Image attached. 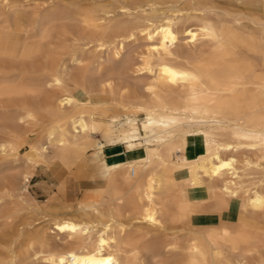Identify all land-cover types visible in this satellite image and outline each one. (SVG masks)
<instances>
[{"label": "bare ground", "instance_id": "6f19581e", "mask_svg": "<svg viewBox=\"0 0 264 264\" xmlns=\"http://www.w3.org/2000/svg\"><path fill=\"white\" fill-rule=\"evenodd\" d=\"M62 1L0 0V154H18L0 171V264H264V0ZM137 33L142 57L124 51ZM43 163L103 183L53 211L29 191ZM37 212L54 218L11 231Z\"/></svg>", "mask_w": 264, "mask_h": 264}, {"label": "rangeland", "instance_id": "374dc122", "mask_svg": "<svg viewBox=\"0 0 264 264\" xmlns=\"http://www.w3.org/2000/svg\"><path fill=\"white\" fill-rule=\"evenodd\" d=\"M44 1L45 0H35V1L34 0L29 1L28 0V3L31 5V6L29 5V7L30 8L37 7L38 5H40V3L43 4L42 2H44ZM75 1L74 0H67V2L72 3V7H75V8L78 6L89 5L91 2H93L95 0H75ZM97 1H105V0H97ZM62 2H63L62 0H55V3H62ZM86 2L89 4H87ZM165 2H167V3L169 2V3L166 4ZM174 2H175L174 0H161L162 4H160V6L162 5L165 7L172 8L171 10H168V14H171V11L173 12V10L178 9V8H180V9L183 8V10H180V12L178 11L179 13L176 12L177 14H180L181 11L186 13V11L188 12L190 10V8H187V6H189V2L182 1V0H178L177 1L178 3L177 2L174 3ZM171 4H172V6H171ZM2 5L3 4H0V8L3 7ZM174 6H177V7H174ZM144 7L147 8V11H148L149 6L144 5ZM139 8L141 9L140 6H139ZM134 9L133 8L131 9V12L133 13L132 16L133 17L139 16L140 13H138L137 11L140 9H138V7L134 8ZM135 12H137V13H135ZM116 16H118V14H116ZM120 16L116 17V19H122L124 17L126 18V15L122 16V14H121ZM134 20L139 21V19L138 20L134 19ZM139 34L137 33L135 35L137 40L134 39L135 37H132V38H129L128 40H126V42H125L124 51H125V53H129L132 57H138V56L140 57L141 55L144 56L147 54V49H146V48H148L147 38L145 37V35L143 33H139ZM179 35H180V40L182 39L181 41L179 40V43L181 42V44H183V46H184V43L186 41L184 38L185 33L184 32L181 33V31H180ZM90 47L91 48H90L89 52L90 53L94 52L95 54L93 53L94 55L91 54V56H90V54H88V56H90L89 60H94L95 58H97L103 54H104V56H102V57L105 58L106 51H107L106 49H105L106 51L104 50L105 52H100V50H96L94 45L91 44ZM145 51H146V53H145ZM98 52H99V54H97ZM96 54L99 56H97ZM77 94H81V91L79 90L77 92ZM93 99L94 100L107 101V100L111 99V95L109 92H105V94L104 93H96L95 95H93ZM143 117H144L143 114H140L138 116V122H139L140 126H141V120L143 119ZM43 133H44V131L40 130V131H38L37 134H38V136H40ZM142 133L144 134L143 131H142ZM94 136H95V140H100L103 142L104 145L102 147V151H103V155L105 156V158L107 160H111V159L126 160L129 158L128 154H127V147H126L125 142L112 144V142L106 141L99 133H95ZM94 151H95V146H91V147H89L87 154L91 155ZM17 155L18 154H6V155L0 154V162H1L0 171L4 170L6 167H8L9 162L11 160H13L15 157H17ZM29 155L30 154H28V156ZM6 163H8V164H6ZM76 172H77V167H72L71 169H69V168H64L62 165H60L58 163L50 164V165H48L46 163L38 164L34 168V173H33L32 177L30 178L29 191L31 194H33V196L37 199V201L41 205L49 204L53 208L50 210H53V211H62L63 205H72L73 207H75L80 201H88L92 198H95L92 196L93 193L89 192V191L94 189L97 186H100L103 183V180H101V178H99V177L93 178V177H89V176L85 177L82 175L77 177ZM63 181H64V186L61 189L60 187H61V183ZM49 214L50 213L37 212L35 214L30 213V214L17 215L13 219L14 226H13V229L11 231H16L18 229V224H20V223H22L20 226H23V225L25 226L26 225L25 221L31 222L30 224L27 225L28 227H31L33 229L40 228L42 225H46L53 220L54 215H52V214L49 215ZM16 226H17V229H16ZM0 229H1V231H3L1 223H0ZM170 230L172 231V228H170L168 231H170ZM60 242H62V241H60ZM137 260L139 263L145 262V264H159L157 261L152 259L150 256H147L144 254L143 255L138 254ZM34 264H43V263L42 262H40V263L36 262Z\"/></svg>", "mask_w": 264, "mask_h": 264}, {"label": "snow or ice", "instance_id": "6c2138e0", "mask_svg": "<svg viewBox=\"0 0 264 264\" xmlns=\"http://www.w3.org/2000/svg\"><path fill=\"white\" fill-rule=\"evenodd\" d=\"M61 264H63V262H61ZM89 264H114L112 258L109 256L107 259H103V260H91L89 262Z\"/></svg>", "mask_w": 264, "mask_h": 264}]
</instances>
